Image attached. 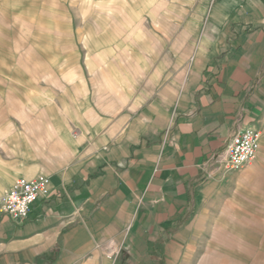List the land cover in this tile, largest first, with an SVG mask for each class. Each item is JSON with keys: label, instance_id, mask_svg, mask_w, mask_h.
Returning a JSON list of instances; mask_svg holds the SVG:
<instances>
[{"label": "crops", "instance_id": "crops-1", "mask_svg": "<svg viewBox=\"0 0 264 264\" xmlns=\"http://www.w3.org/2000/svg\"><path fill=\"white\" fill-rule=\"evenodd\" d=\"M30 3L33 42L0 59V197L49 187L23 221L0 211V264H264L247 237L264 210V0ZM243 129L258 152L224 170Z\"/></svg>", "mask_w": 264, "mask_h": 264}, {"label": "built area", "instance_id": "built-area-1", "mask_svg": "<svg viewBox=\"0 0 264 264\" xmlns=\"http://www.w3.org/2000/svg\"><path fill=\"white\" fill-rule=\"evenodd\" d=\"M214 1V0H211ZM261 131L243 129L235 133L221 156L224 170L237 171L252 161L259 149ZM49 179L40 177L33 181L17 180L0 197V211L16 221L27 219L33 203L48 192Z\"/></svg>", "mask_w": 264, "mask_h": 264}, {"label": "rangeland", "instance_id": "rangeland-1", "mask_svg": "<svg viewBox=\"0 0 264 264\" xmlns=\"http://www.w3.org/2000/svg\"><path fill=\"white\" fill-rule=\"evenodd\" d=\"M32 0H0V59L7 60V54L9 48L15 44H21L23 39H28L29 43L33 42L34 29L32 27V22L28 20L30 14H32L33 8L28 7ZM36 10L39 8L38 2H36ZM45 11H48L46 8ZM35 13V12H34ZM33 16V15H32ZM12 45V46H11ZM220 153L219 157L222 156ZM260 205V204H259ZM263 206H259L262 209ZM260 218L259 226L248 229V239L249 245L252 247L250 249V256H255L259 253L264 255V210L257 213ZM240 232V229H234ZM250 257V264L253 263Z\"/></svg>", "mask_w": 264, "mask_h": 264}]
</instances>
